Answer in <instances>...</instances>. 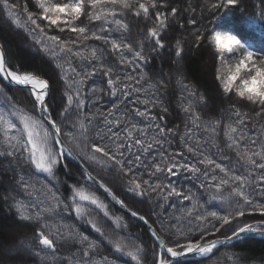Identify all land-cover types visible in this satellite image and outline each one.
I'll return each mask as SVG.
<instances>
[{
  "label": "snow or ice",
  "instance_id": "snow-or-ice-1",
  "mask_svg": "<svg viewBox=\"0 0 264 264\" xmlns=\"http://www.w3.org/2000/svg\"><path fill=\"white\" fill-rule=\"evenodd\" d=\"M243 4L244 0H205L196 6L190 0H32V11L27 0L23 5L0 0V12L48 57L63 86L60 106L54 108L57 81L22 68L0 43V81L13 89L9 95L0 83V184L6 183L0 200L21 227L32 231L19 244L0 247V264H149V255L150 264H194L196 258L211 259L241 237L264 238V123H259L264 117V40L250 35L257 26L264 35V0L258 14L257 5L247 13ZM206 10L215 19L212 28L203 23ZM188 26L193 46L214 57L220 104L186 82L181 62L187 37L165 40L170 31L183 32ZM133 28L138 34L135 47L128 42ZM165 52L181 89L179 107L187 118L182 134L180 125L168 127L162 99L173 77L161 69L154 79L145 70L152 56ZM97 75L106 81V95L118 102L107 111L85 113L87 99L94 97L92 103L97 104L105 94L95 82L84 91ZM198 106L217 112L219 118L209 115L204 120ZM249 121H254L252 128ZM69 157L78 162L80 173L70 185L60 178L61 172L73 175ZM90 168L110 172L113 183L122 181L134 203L136 197L144 198L139 202H155L160 211H133ZM181 173L189 182L199 181L197 191L171 182L170 177ZM93 185L147 225L150 248L127 231L124 217L110 210L109 203L91 190ZM172 198L180 205L169 204ZM165 205L179 214L166 216ZM94 213L106 219L107 231ZM257 214L260 219H248ZM153 216L158 221L150 222ZM76 223L86 227L81 231ZM58 246L69 254L58 256ZM222 255L229 264L249 259L237 253Z\"/></svg>",
  "mask_w": 264,
  "mask_h": 264
},
{
  "label": "trees",
  "instance_id": "trees-1",
  "mask_svg": "<svg viewBox=\"0 0 264 264\" xmlns=\"http://www.w3.org/2000/svg\"><path fill=\"white\" fill-rule=\"evenodd\" d=\"M14 3L18 5H23L25 3V0H13ZM29 10L34 11L32 5V0H27ZM190 2L193 3V6H196L197 3L204 4L205 0H190ZM260 0H244L243 8L247 13H251L253 11V6L257 5L256 12L259 13V5ZM175 6V5H174ZM185 6L186 5H183ZM206 8V5H205ZM197 12H199V8L197 9ZM217 16L222 15V11L216 14ZM203 23L206 27L212 28L215 19L214 17L206 10L204 12V20ZM143 22L140 23V27L143 28ZM191 31V26H188L186 30L183 32L172 30L170 33L165 36L166 42L170 41L173 36H185L187 37V44H186V55L182 61L183 66V72L186 77V82H190L196 86L199 93L204 94L208 100L212 103L220 104L218 97L220 95V90L218 88V83L215 80V60L214 57L210 52L207 51V49H197L193 46V37L189 35ZM251 37L254 40L260 41L264 40V35H262L260 28L257 26L254 31L250 32ZM20 37V38H19ZM138 38L137 29H132V35L128 38V42L133 43V46L135 47V41ZM21 42V43H20ZM0 43H4L6 51L8 56L13 59L18 65H20L22 68L26 70H39L40 72L44 73L46 76L52 77L57 82L53 85L56 89L55 95L53 97L54 103L52 104V107L58 108L60 106V99H61V92L63 91L62 84L58 81L57 75H56V69L54 68V65L51 63V61L48 59V57L43 54L42 52H39L34 47L33 41L30 37L27 36V34L21 30H18L9 23L5 17V15L0 12ZM93 43V42H89ZM97 46H99V42H96ZM149 50L148 46H145V51L147 52ZM167 53L165 52L162 56H152L148 62V66L145 69L150 76H152L154 79L156 77L161 76V69H163L164 73H170V65L168 60L166 59ZM225 59H229V57H225ZM173 77V81L171 84H169L170 91H166L164 96H162V99H164V105L168 108V114H167V120H168V127H174L175 125H180V133L182 134L184 131V125L187 122V118L185 117V114L180 111V96H181V89L178 85L175 84V76ZM93 82H95L96 86L105 88V94H103V99L100 100L97 104L92 103L93 98H89L86 101V107L84 109L85 113L87 112H95L97 108H100L101 111H107L109 107H111L112 102H118L117 97H109L106 95L107 88H106V81L103 77L97 75L93 77L92 80H90L85 87L84 91L87 92L89 88L93 86ZM0 83L5 84V88L8 91L9 95H13V89L8 88L6 82L0 81ZM167 83V81H166ZM16 102L18 103H27L26 99L23 97H20L17 99L14 97ZM31 105H29L30 107ZM123 107V106H122ZM223 107H227V102L223 103ZM197 111L201 113V116L204 120H207L209 115L217 116L219 118V114L215 111H212L211 113L202 111L201 108L198 106ZM243 111H249V109L244 108ZM153 112H158V109H153ZM227 122V117L225 115L224 123ZM254 121H249V127L252 128V124ZM259 123H264V117L259 118ZM259 125H257L256 128H253L252 131H258ZM221 136H220V142L221 146L223 147V124L221 126V129H219ZM251 135V133H249ZM199 135L201 137H204L206 134L203 132H200ZM175 146V142H174ZM167 147V145H165ZM230 156L235 159V154L232 152L228 153ZM191 159V157H189ZM69 162V168L72 170L73 175H65L62 172L60 173L61 181L65 184H72L76 182V177L79 176V168L74 164L69 158H67ZM90 171H93L92 168L89 169ZM94 175H97V178L104 179V182L109 185V187H112L113 192L116 193V195L120 199H124L125 203L128 205L129 208H132L134 211H139L142 215L147 214V211L149 209H154L155 211H160L158 208L155 207V202L149 204L146 200L144 203H140L139 201L144 200V198L136 197L135 200L137 202H133V198L131 194H128L125 189L123 188L122 181L113 183V177L110 172H105L102 169L96 168L95 171H93ZM147 178V177H145ZM4 181L7 182L9 179L7 176L3 177ZM173 184L182 186L184 188H193L194 191H197L198 189L195 187L198 185L199 181H191L189 182V179L187 178L186 173H181L178 177H170L169 178ZM6 184V183H5ZM5 184H0V194H3L5 191ZM64 190V187L62 186V191ZM92 191H96L99 196H101L102 199L105 200L106 203H109L110 210L113 213H116L118 215H121L124 217L125 221L128 223L129 227L127 229L128 232L134 234L135 236H139L142 238V242L145 243L146 249L150 248L151 246V239L150 234L147 231V228L141 224L140 222H137L128 216H126L121 210H119L116 206H114L104 195L103 193L97 189L94 185L91 188ZM177 203V205H180L179 201H176V198H172V200L169 201V204L171 203ZM201 202H204L203 199ZM186 205L187 202H184ZM167 209V214H175L178 215V212H175L174 209L169 207L168 205H165ZM96 215V218L100 221V226L104 227L106 231L108 230V222L106 219L99 213H94ZM248 219H260L259 215H255L252 217H248ZM151 221H158V217H151ZM76 226L78 228H81V231L84 230V227L81 226V224L76 223ZM153 226H157L154 224ZM26 228L21 227V225L18 223L17 219L14 215L10 214L8 211V205L4 203L3 200H0V247L7 246L11 241L15 239V234H19L21 231H24ZM29 236H31L32 231L29 229ZM12 233H15L12 236ZM87 234L92 235L91 231H89ZM124 233H121L123 235ZM22 234L20 233L19 236ZM21 238V237H20ZM95 238V237H94ZM167 238V237H165ZM72 251H75V248L72 249ZM223 253H237L239 256L247 257L249 258L247 261H245V264H264V239L263 238H248V239H242L239 242H235L231 244V246L222 247L218 252L215 253V255L211 259L203 260V259H196L194 264H229L228 260ZM58 256H67L69 254L68 250H66L63 247L58 246L57 250ZM104 254H108L107 251H104ZM127 259V258H125ZM148 262L150 264L151 262V255L148 256ZM30 264H36V261H31ZM123 264V262H122Z\"/></svg>",
  "mask_w": 264,
  "mask_h": 264
},
{
  "label": "rangeland",
  "instance_id": "rangeland-1",
  "mask_svg": "<svg viewBox=\"0 0 264 264\" xmlns=\"http://www.w3.org/2000/svg\"><path fill=\"white\" fill-rule=\"evenodd\" d=\"M167 75L175 76L174 70L171 71L170 73H167ZM5 186H6V184H5ZM29 232H30L29 229H25L24 231L20 232L22 234L21 236H19L20 233L19 234L12 233V236L15 234V239L13 241H11L7 246H4L3 249L7 250L8 248L12 247L13 245L19 244L21 240L25 239L26 237H29ZM13 254H15V253H13Z\"/></svg>",
  "mask_w": 264,
  "mask_h": 264
},
{
  "label": "water",
  "instance_id": "water-1",
  "mask_svg": "<svg viewBox=\"0 0 264 264\" xmlns=\"http://www.w3.org/2000/svg\"><path fill=\"white\" fill-rule=\"evenodd\" d=\"M69 158L72 160L71 157H69ZM72 161H73V160H72ZM73 162L79 167L78 162H76V161H73ZM100 190L103 192L102 189H100ZM103 194L108 198V200H109L111 203H113L115 206H117V207H118L123 213H125L128 217H130L131 219L136 220V221L142 223V224L147 228V225H145V224H144L142 221H140L137 217H132L131 214L128 213L126 209H123V208H121L120 205L115 204V202L111 200V197L107 196L104 192H103ZM251 237H260V236H259V235H255V236H251ZM243 238H244V237H241V239H243ZM235 241H236V240H233V241H231V242H229V243L231 244V243H233V242H235ZM223 247H225V246H223ZM196 259H200V258H196Z\"/></svg>",
  "mask_w": 264,
  "mask_h": 264
}]
</instances>
